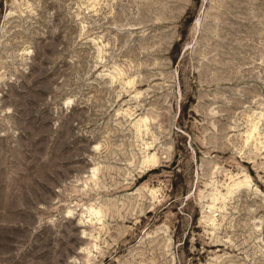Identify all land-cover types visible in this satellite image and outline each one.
Here are the masks:
<instances>
[{
	"label": "rangeland",
	"instance_id": "374dc122",
	"mask_svg": "<svg viewBox=\"0 0 264 264\" xmlns=\"http://www.w3.org/2000/svg\"><path fill=\"white\" fill-rule=\"evenodd\" d=\"M0 264H264V0H0Z\"/></svg>",
	"mask_w": 264,
	"mask_h": 264
}]
</instances>
